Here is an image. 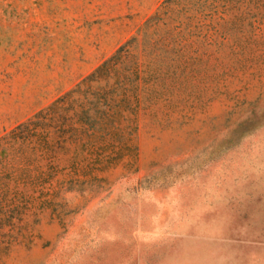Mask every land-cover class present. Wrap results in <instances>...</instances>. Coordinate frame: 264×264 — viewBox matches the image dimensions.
Listing matches in <instances>:
<instances>
[{"label":"rangeland","instance_id":"obj_1","mask_svg":"<svg viewBox=\"0 0 264 264\" xmlns=\"http://www.w3.org/2000/svg\"><path fill=\"white\" fill-rule=\"evenodd\" d=\"M0 264H264V0H0Z\"/></svg>","mask_w":264,"mask_h":264}]
</instances>
